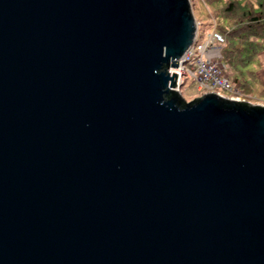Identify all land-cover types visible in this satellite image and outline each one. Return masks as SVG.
Masks as SVG:
<instances>
[{"label":"water","instance_id":"1","mask_svg":"<svg viewBox=\"0 0 264 264\" xmlns=\"http://www.w3.org/2000/svg\"><path fill=\"white\" fill-rule=\"evenodd\" d=\"M189 0H0V264H264V104L175 89Z\"/></svg>","mask_w":264,"mask_h":264},{"label":"trees","instance_id":"2","mask_svg":"<svg viewBox=\"0 0 264 264\" xmlns=\"http://www.w3.org/2000/svg\"><path fill=\"white\" fill-rule=\"evenodd\" d=\"M207 1L215 8L212 17L225 37L222 61L232 84L245 95L264 100V85H256L255 73H252V83H248L241 72L264 50V0Z\"/></svg>","mask_w":264,"mask_h":264},{"label":"built area","instance_id":"3","mask_svg":"<svg viewBox=\"0 0 264 264\" xmlns=\"http://www.w3.org/2000/svg\"><path fill=\"white\" fill-rule=\"evenodd\" d=\"M198 29L199 21L196 20L194 41L179 60L178 66L172 69L177 73L174 88L181 91L184 76L188 75L194 80L198 94L215 91L231 99L255 103L253 97L242 93L231 82L230 74L222 61L225 37L217 29L215 20L212 19V26L201 42L197 41Z\"/></svg>","mask_w":264,"mask_h":264},{"label":"rangeland","instance_id":"4","mask_svg":"<svg viewBox=\"0 0 264 264\" xmlns=\"http://www.w3.org/2000/svg\"><path fill=\"white\" fill-rule=\"evenodd\" d=\"M189 2L193 16L199 21L197 41L201 42L204 40L207 31L212 26V19H214L212 16L215 12V8L210 6L207 0H189ZM263 51H260L259 53ZM259 53L253 63L248 64L244 69H241V72H243L242 76L248 83H252V73H255L257 86L264 85V63L261 62L262 60L258 56ZM181 94L185 101H190L200 95H198L195 90L194 80L188 75L184 76V83L181 86ZM253 97L256 101L255 103L264 104V100H258L256 96Z\"/></svg>","mask_w":264,"mask_h":264},{"label":"crops","instance_id":"5","mask_svg":"<svg viewBox=\"0 0 264 264\" xmlns=\"http://www.w3.org/2000/svg\"><path fill=\"white\" fill-rule=\"evenodd\" d=\"M262 54H264V51L263 52H261V53H259V58H261V62H263L264 63V55H262Z\"/></svg>","mask_w":264,"mask_h":264}]
</instances>
